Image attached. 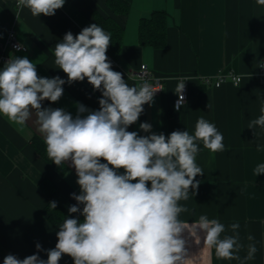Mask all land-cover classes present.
<instances>
[{
  "label": "crops",
  "instance_id": "obj_1",
  "mask_svg": "<svg viewBox=\"0 0 264 264\" xmlns=\"http://www.w3.org/2000/svg\"><path fill=\"white\" fill-rule=\"evenodd\" d=\"M125 1L130 10L123 18L120 54L109 47L106 53L112 69L122 73L130 86H139L130 72L145 62L165 82L164 90L154 95L151 105H144V112L128 131L149 135L139 128L147 122L157 134L167 136L175 130L192 134L203 116L223 135L224 151L212 153L198 142L196 163L204 174L196 177L200 183L195 195L190 192L187 201H180L189 209L180 216L189 231L184 234L189 254L186 264H240L218 258L214 248L203 244L201 233L197 243L193 225L201 215L224 224L222 235H232L229 226L238 222L244 245L241 259L247 255L248 244L254 243V259L245 264H264V174L255 173L257 166L264 164V130L256 127L253 133L248 129L249 122L261 115L264 102V74L259 72L264 58V6L256 0ZM157 9L168 14L166 43L160 47L143 42L139 34L140 19ZM93 12L106 17L114 14L108 0H65L53 16L34 17L27 8L19 10L17 33L27 49L13 56H27L41 77L67 80L55 64V46L67 32L75 36L95 23ZM15 13L13 0H0V43L5 41L7 22ZM222 70L242 74L241 83L226 81L219 87L203 83L205 75ZM183 78L188 81V98L176 111L174 99ZM63 88L58 102L45 100L43 106L63 108L73 117L77 102L90 110L99 109L101 93L94 91L87 79L65 83ZM35 119L33 114L21 127L0 115V264L9 254L20 259L38 254L47 260L46 250L55 247L59 226L66 217L79 215L68 212L69 206L76 204L71 194L80 193L75 169L70 162L58 169L35 148L34 138L44 142ZM50 201H56L64 212L57 224L48 219ZM249 235L254 240L249 241ZM37 243L42 248L38 253ZM59 264H73V260L64 255Z\"/></svg>",
  "mask_w": 264,
  "mask_h": 264
},
{
  "label": "clouds",
  "instance_id": "obj_2",
  "mask_svg": "<svg viewBox=\"0 0 264 264\" xmlns=\"http://www.w3.org/2000/svg\"><path fill=\"white\" fill-rule=\"evenodd\" d=\"M256 2L264 6V0ZM64 4L65 0H17V8L29 9L34 17L53 16ZM110 44L111 34L96 23L75 36L67 32L54 49L55 64L67 80L39 76L27 56H11L0 69V115L22 127L34 114L48 158L57 166L70 162L80 188L79 194H71L76 204L68 208L69 214L79 215L66 217L59 226L55 247L46 250L47 260L38 254L23 259L9 254L3 264H59L64 255L73 264H186L189 258L184 236L189 231L180 219L189 209L180 201H187L190 192L195 195L200 183L196 177L204 174L196 163L198 142L212 153L224 151L223 135L203 116L192 134L187 130L157 134L147 122L139 128L149 135L128 131L160 89L147 81L130 86L112 69L106 55ZM85 79L101 93L98 110L77 102L73 117L63 108L43 106L45 100H60L65 83ZM183 89L181 83L177 91ZM260 112L248 124L253 133L256 127L264 130V102ZM255 173L264 174V164ZM49 206L56 209L57 202ZM229 227L233 234L222 235L225 225L206 215L193 225L197 243L201 233L203 244L214 248L218 258L240 264L254 259V243L248 244L243 259L239 255L244 248L239 223ZM248 240L254 237L249 235ZM36 249L42 250L39 243Z\"/></svg>",
  "mask_w": 264,
  "mask_h": 264
},
{
  "label": "trees",
  "instance_id": "obj_3",
  "mask_svg": "<svg viewBox=\"0 0 264 264\" xmlns=\"http://www.w3.org/2000/svg\"><path fill=\"white\" fill-rule=\"evenodd\" d=\"M108 5L114 13L112 16L106 17L93 12V17L98 26L111 34V44L109 48L114 54L119 55L123 45V18L130 10V3L125 0H108ZM167 16L168 14L165 10L157 9L152 11L149 16H144L140 19L139 34L143 42L149 43L155 47L165 45L167 37ZM33 144L35 148L52 163V160L47 156L45 143L38 138H34ZM54 166L62 170L61 165L57 166L54 164ZM46 211L48 219L53 224H57L64 218V212L58 206L54 209L51 208L48 203Z\"/></svg>",
  "mask_w": 264,
  "mask_h": 264
},
{
  "label": "built area",
  "instance_id": "obj_4",
  "mask_svg": "<svg viewBox=\"0 0 264 264\" xmlns=\"http://www.w3.org/2000/svg\"><path fill=\"white\" fill-rule=\"evenodd\" d=\"M13 3L16 13L8 20L6 26L5 41L0 43V69L3 68L5 62L8 61L9 58L14 55V53H16L17 51H25L27 49L26 45L22 43L18 37L17 20L18 12L20 9L17 8V0H13ZM16 45H21V47L17 49ZM261 64H264V58L260 61L259 64V72L261 74H264V67H260ZM130 74L138 79L140 84L144 81H147L152 84L155 89H160L155 93V95L161 93L165 88L163 77L156 75L151 67L145 62H142L137 69H132ZM202 81L208 87H219L226 81H231L232 83L237 85L242 81V74L232 70H222L213 75H205L202 78ZM181 83H184V89L181 93L177 92V95L174 99V109L176 111H179L183 107L188 98L187 79H180L179 85Z\"/></svg>",
  "mask_w": 264,
  "mask_h": 264
}]
</instances>
